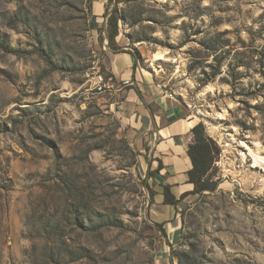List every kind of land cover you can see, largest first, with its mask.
<instances>
[{"label":"rangeland","instance_id":"obj_1","mask_svg":"<svg viewBox=\"0 0 264 264\" xmlns=\"http://www.w3.org/2000/svg\"><path fill=\"white\" fill-rule=\"evenodd\" d=\"M90 5L0 0V264H264V0H110L99 27ZM115 8L116 49L220 148L170 247L149 147L94 86Z\"/></svg>","mask_w":264,"mask_h":264},{"label":"crops","instance_id":"obj_2","mask_svg":"<svg viewBox=\"0 0 264 264\" xmlns=\"http://www.w3.org/2000/svg\"><path fill=\"white\" fill-rule=\"evenodd\" d=\"M109 1L91 0V18L96 27L102 24ZM136 64L127 48L119 52L110 51L103 58L105 72L115 81L114 91L122 95L120 115L135 137L136 146L149 147L150 156L154 159L151 169L156 167L157 160L163 166L154 178V204L150 214L154 223H165L164 229L170 239L180 231L176 210H179L178 205L182 201L176 208L164 205L162 186L169 185L176 198L192 189L187 182L190 163L186 150L191 139L190 130L197 122L184 115L182 108L160 91L153 78L143 73ZM125 81H129L130 85L122 86Z\"/></svg>","mask_w":264,"mask_h":264},{"label":"trees","instance_id":"obj_3","mask_svg":"<svg viewBox=\"0 0 264 264\" xmlns=\"http://www.w3.org/2000/svg\"><path fill=\"white\" fill-rule=\"evenodd\" d=\"M116 8L113 10L112 14L107 20V45L111 49L110 51L119 52L116 49V42L119 39V17L116 14ZM118 50V51H117ZM191 139L187 145L186 154L189 159L190 168L187 171V182L192 185V189L188 192L183 193L179 198H176L170 191L169 185L162 186L163 188V204L169 205L176 208L177 205L189 196H194L202 194L204 192H213L217 189L219 182L218 180H213V166L214 162L220 155V148L217 143L206 135L204 125L199 122L190 130ZM152 157L148 165V175L147 179L153 182L143 181L145 188L147 189L149 196V212L150 207L154 204V178L162 170L163 166L159 160L156 161V167L151 169ZM82 227L94 228L98 224L90 223V226L83 225ZM165 223H154L155 229L165 238V243L170 247V243L167 240V234L164 229ZM99 226V225H98ZM172 264V262H171Z\"/></svg>","mask_w":264,"mask_h":264},{"label":"built area","instance_id":"obj_4","mask_svg":"<svg viewBox=\"0 0 264 264\" xmlns=\"http://www.w3.org/2000/svg\"><path fill=\"white\" fill-rule=\"evenodd\" d=\"M130 85L129 81H125L122 86ZM94 86L98 91H104L106 89L111 90L115 89L116 84L112 76L104 77L101 74H98L94 79Z\"/></svg>","mask_w":264,"mask_h":264},{"label":"water","instance_id":"obj_5","mask_svg":"<svg viewBox=\"0 0 264 264\" xmlns=\"http://www.w3.org/2000/svg\"><path fill=\"white\" fill-rule=\"evenodd\" d=\"M108 41V40H107Z\"/></svg>","mask_w":264,"mask_h":264}]
</instances>
